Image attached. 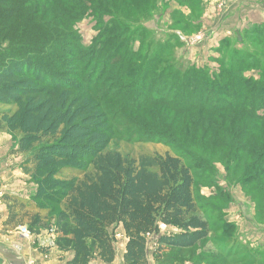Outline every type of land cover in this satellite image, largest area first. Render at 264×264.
<instances>
[{
	"label": "trees",
	"instance_id": "16d2710c",
	"mask_svg": "<svg viewBox=\"0 0 264 264\" xmlns=\"http://www.w3.org/2000/svg\"><path fill=\"white\" fill-rule=\"evenodd\" d=\"M137 1L0 0V131L19 138L18 152L33 163L23 171L35 185L28 199L1 196L2 227L25 226L33 235L53 228L55 249L72 254L65 264L113 263L118 227L125 238L123 264H150L149 245L153 264H264V247L245 248L240 261L229 255L231 247L222 251L226 234L237 241L236 227L224 219L232 203L225 193L210 198L219 225L212 241L213 225L200 212L194 168L186 163L187 155L210 161L230 148L235 163L257 166L234 185L264 181V82L244 77L253 66L236 53L228 68L209 74L164 65L169 57L162 47L134 51L136 29L117 16L131 17L151 0ZM85 16L96 18L101 31L97 51L83 53L75 25ZM193 21L174 25L191 32ZM102 83L106 90L100 93ZM179 90L189 100H181ZM124 114L140 115L129 121ZM193 117L200 132L190 127ZM134 120L152 126L134 135L141 141L171 143L185 152L128 157L109 149L110 134L101 126ZM64 166L77 169L76 180L58 178ZM226 166L223 182L229 185L238 165ZM255 192L246 191L255 222L263 223L264 188ZM56 199L62 201L56 210L37 204Z\"/></svg>",
	"mask_w": 264,
	"mask_h": 264
},
{
	"label": "rangeland",
	"instance_id": "374dc122",
	"mask_svg": "<svg viewBox=\"0 0 264 264\" xmlns=\"http://www.w3.org/2000/svg\"><path fill=\"white\" fill-rule=\"evenodd\" d=\"M187 1L188 0H151L146 7L139 9L133 13L131 17L118 15L117 19L119 21H122L123 24L130 26L132 29H136L130 47L135 51L141 46L140 50L144 52L145 45L146 50H149V52H154L158 47L165 48L164 52L166 53L164 57H169V59L164 61V65H171L175 70L181 72L190 68H198L206 70L209 74L217 73L221 67L228 68L233 54L236 53V55L242 56L241 58L244 62L253 66L251 70L243 74L244 77L264 82V0L254 3L252 6H247V8L240 12L235 9L233 13L237 15L234 17L232 16L233 18L223 16L226 11L227 0H191L190 7L187 6ZM139 3L140 1L138 0L137 4ZM235 3H237V1ZM192 13H196L198 19L195 18ZM222 17H225L223 21L226 20L224 22H219ZM238 18L239 20L237 21L236 19ZM108 20L109 18L105 17L104 21L107 22ZM188 20H196L192 22L195 26L192 25L193 28L190 26L191 32L188 30L185 31L183 28L175 27V25L186 24ZM96 21L97 19L91 16H85L77 21L75 31L79 37L77 48L80 52L86 53L93 49L97 51L95 40L97 36H99L101 29L97 26ZM256 34L260 35V39L256 41L254 46H251V43L256 38ZM125 36L126 34L124 37ZM236 36H242V41L239 42ZM148 44L151 46L149 49L147 47ZM141 51L138 53H142ZM104 78L110 79V75H105ZM154 87H156L155 84ZM104 90H106L105 84L102 83L98 91L101 93ZM147 91L148 88L145 92ZM150 91H148V93ZM156 92L158 91L154 88L152 94L155 95ZM178 96H180L181 100H189L186 97L185 91L179 90ZM2 109L3 108L0 107V110ZM137 115L140 114H124L123 116H126L125 119L130 121ZM95 117V120L102 118L100 114H95ZM191 119H195L192 120L194 124L190 122L192 131L200 132L198 130L199 119L194 117ZM140 122L139 120H134L133 122H128L126 125L124 124L125 122H119V124L116 123L115 125H113V122H107L102 125V130L105 129L107 134H110L111 137L107 143L108 148L118 151L122 155L128 157L135 156L138 153L154 154L168 151L171 154L180 155V152H185L183 147L171 143H150L138 139V137L134 135L139 134L140 131L152 130V126L149 122H143L142 125ZM98 123L99 122H97V124ZM176 134L181 135L179 129L176 131ZM0 135L7 136L6 143L2 144L6 147L5 151L2 145H0V173L4 170H13L20 176L28 177L24 169L32 166L33 163L28 161L24 154L18 152L19 138L13 137L5 133V131H0ZM199 138L200 136H197V140ZM203 148L208 154V146L205 145ZM233 152L234 150L226 148L220 157H215L207 161L208 158L204 155L202 159H196L195 162L191 159L192 155L190 154L187 155L188 157L186 156V163L194 168V194L197 198V204L201 209L200 212L207 220H210L211 225H213L212 241L215 240L214 238L216 236L214 229L219 225L216 220H214L215 213L211 210V195L220 193L221 196H223L222 194L225 193L228 199L231 197L232 204L229 205V207L227 206L228 208L226 210L230 212L228 217L229 220L234 216L238 217V221H236L238 225L237 241L232 243L228 238L229 235L226 234L223 237L225 243L222 245V251L225 252L231 247L229 255L235 260L240 261L242 260L241 258H243L241 253L245 248L246 251L249 252L250 249L247 250V248L264 247V222L259 223L253 220L251 215L253 212L251 204L254 207V203L248 197L251 194H255V191L260 190L261 187L264 188V181L261 179L258 185L254 182H250V184L245 187H241L238 184L234 185V181H245L246 178L252 176L256 172L257 166L252 167L250 161L244 160L240 162V165L235 163ZM233 164L238 165V168H235V172L232 175L233 178L228 176L231 181V184L228 185L227 182H223L227 176V171L224 166L230 165L233 167ZM257 165L260 166V163ZM59 174H61V177L59 175L57 176H59L58 178L61 180H76L78 171L77 169H68L64 166L59 171ZM246 191H249L250 194L247 195ZM34 192L35 187L32 193L34 194ZM60 202L62 201H57L56 199L55 204H45L43 202H37V204H41L42 208L45 209L51 207L53 210H56L59 206H62ZM1 205H3L2 202ZM7 232H13L19 236L18 231L15 229L5 230L4 228L0 230V235L8 236ZM42 232H45L46 236L50 235L46 233L47 231ZM42 232H39V234ZM114 234L116 237L115 251L118 254L117 257H119L122 249V242L119 236L120 232L115 230ZM235 246H237V248H235ZM37 247L39 249L50 248V246L43 243H39ZM15 248H17V246ZM152 248V245H149L150 264H153L150 258ZM186 256L188 255L186 254Z\"/></svg>",
	"mask_w": 264,
	"mask_h": 264
},
{
	"label": "crops",
	"instance_id": "0c3cea01",
	"mask_svg": "<svg viewBox=\"0 0 264 264\" xmlns=\"http://www.w3.org/2000/svg\"><path fill=\"white\" fill-rule=\"evenodd\" d=\"M237 1V3H235ZM262 0H227V7L225 14L228 18H233L236 13H233L235 9L239 12L247 8V6H252L256 2ZM233 16V17H232ZM222 17L219 22H224ZM240 18V17H239ZM236 19L237 21L239 20ZM7 136L0 135V145L6 143ZM3 150L5 151V145H2ZM1 150V148H0ZM28 177L20 176L15 173L13 170H4L0 173V193L8 195H17L23 199H28L34 191L35 185L28 180ZM252 203V202H251ZM230 203L229 205H231ZM228 205V207H229ZM252 206V218L254 220V207ZM227 207V208H228ZM226 208V209H227ZM224 210V219L227 223H231L236 227V236L238 234V217L234 216L229 220L228 210ZM228 212V213H227ZM6 218V209L4 205H1L0 201V230L3 228L2 223ZM233 219V220H232ZM255 221V220H254ZM20 227V226H19ZM18 227L15 229L16 231ZM120 232V238L122 242V249L120 251L119 257L116 253V259L111 264H123L122 263V254L125 245V238L123 231L120 227L116 228ZM42 232V231H40ZM7 235H0V264H65L66 260H69L72 257L71 253L61 254L58 252L55 247H50L49 249H39L37 245L43 243L50 246L51 242L54 241V237L46 236L45 232L41 234H35L31 239H24L13 232H7ZM11 234V235H10ZM13 234V235H12ZM17 246V248H15ZM153 247V245H152ZM116 252V251H115ZM150 263V261H149ZM91 264H103L99 261H95Z\"/></svg>",
	"mask_w": 264,
	"mask_h": 264
},
{
	"label": "built area",
	"instance_id": "2783aa9c",
	"mask_svg": "<svg viewBox=\"0 0 264 264\" xmlns=\"http://www.w3.org/2000/svg\"><path fill=\"white\" fill-rule=\"evenodd\" d=\"M3 194L0 193V197L2 196ZM18 233L21 237H23L24 239H31L33 237V234L29 232V230L25 227V226H20L18 227ZM47 234H50V235H47V236H51V237H54V229L51 228L49 231L46 232ZM54 246V243L51 242L50 244V247H53Z\"/></svg>",
	"mask_w": 264,
	"mask_h": 264
}]
</instances>
